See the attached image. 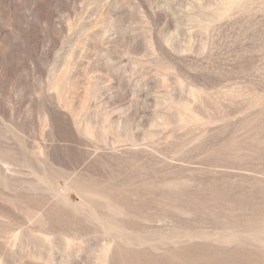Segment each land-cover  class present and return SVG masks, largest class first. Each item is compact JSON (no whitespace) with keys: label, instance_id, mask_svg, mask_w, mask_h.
I'll list each match as a JSON object with an SVG mask.
<instances>
[{"label":"rangeland","instance_id":"obj_1","mask_svg":"<svg viewBox=\"0 0 264 264\" xmlns=\"http://www.w3.org/2000/svg\"><path fill=\"white\" fill-rule=\"evenodd\" d=\"M0 264H264V0H0Z\"/></svg>","mask_w":264,"mask_h":264}]
</instances>
